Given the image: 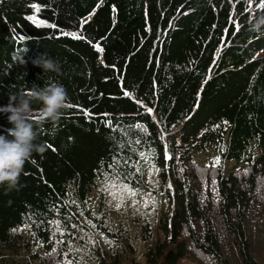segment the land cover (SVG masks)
<instances>
[{"label": "trees", "instance_id": "16d2710c", "mask_svg": "<svg viewBox=\"0 0 264 264\" xmlns=\"http://www.w3.org/2000/svg\"><path fill=\"white\" fill-rule=\"evenodd\" d=\"M246 8L235 0H0V135L13 127L3 111L11 94L58 81L70 104L57 122L32 117L36 142L47 150L33 153L16 188L0 186V264H125L123 244L112 247L120 236H134L136 247L150 241L143 264H159L161 255L176 264L188 247L231 264L215 238L219 220L211 201L203 204L180 172L214 149L228 163L254 158L264 175V31L249 28L264 10ZM34 15L43 23L29 19ZM43 56L61 71L46 73L33 63ZM31 106L41 114L39 101ZM227 178L222 208L237 207L243 216L254 203L232 170ZM107 181L121 191L117 204L113 193L105 201L99 193ZM172 186L169 240L177 245L167 250L164 219L166 238L154 258L147 227L141 233L134 219L117 227L109 217L129 189L146 197L148 207H165ZM231 228L245 244L241 227ZM107 241L111 248L103 253ZM249 250L246 243L242 256L251 260Z\"/></svg>", "mask_w": 264, "mask_h": 264}, {"label": "rangeland", "instance_id": "374dc122", "mask_svg": "<svg viewBox=\"0 0 264 264\" xmlns=\"http://www.w3.org/2000/svg\"><path fill=\"white\" fill-rule=\"evenodd\" d=\"M37 19V18H36ZM37 21H39L37 19ZM41 115V114H40ZM216 153V150H209L208 152H200L196 155L197 159L201 160V163L197 162H185V165H187L185 168H183L182 174L184 172V176L191 181L192 185L197 188L198 193H202L206 186H203L205 184V181L209 177H213L215 173L218 172V168L214 167L219 166L223 164V161L219 160V164H216L215 161H211L212 155ZM231 163H234L233 161ZM224 165V164H223ZM252 164H244L237 162L235 165H231L232 169H235L236 167L239 169L238 171H235L234 173L244 174L246 169L249 168V166ZM223 170H225L227 173L231 172V169L228 167H222ZM151 174V173H150ZM156 173L152 174L153 179H156ZM167 177L172 176L171 168L170 166L166 169ZM184 176H182V179L184 180ZM243 180L242 185H248L250 186V181ZM255 186L254 189L258 191V193L255 195V191H252L251 197L249 199V203L253 202V209L249 210L248 207L245 208V215L238 216L234 210L237 208H229L228 211H224L218 216V207L220 204H223L222 199L216 189L215 186H211V190L214 195V203L212 208L217 213V219L221 221V245H220V251L222 254L226 257V260L231 264H252L251 260L255 262V264H264V180L261 177H258L254 180ZM170 182L167 180V185H169ZM99 189V193H104V201L110 198L111 194L113 193V197L116 198V195H119L121 191L118 187H116L114 182H105L103 184H100L97 186ZM118 188V189H117ZM172 195L173 198L171 201H165L167 207L169 208L168 213L170 215L175 212V200H176V192L172 186ZM253 195H255V199L253 201ZM117 199V198H116ZM147 199L146 197H141L138 194L132 195L129 193L124 192L123 202L120 206L116 209V216L113 218V223L117 227L123 225L126 221H130L134 219L135 225L141 228V231L144 229V225L147 223L150 224L152 227L153 225V218L150 217L152 211L155 214V216H159V211L162 209L159 207L157 203H153L152 206H147ZM150 203V202H149ZM148 203V204H149ZM151 208V210H149ZM141 211V212H140ZM146 218V221H145ZM227 220H232L238 227H241L244 235L250 240L248 241V244L250 246V259L240 258L241 257V251H242V244L241 241L238 239V235L236 232H229L227 228L224 226L225 222ZM143 223V225H141ZM193 223L192 218L189 220V224ZM194 225L197 227V225L194 222ZM136 226L132 225V228L134 231L137 229ZM157 229V226L155 227ZM216 232H218V229H216ZM186 237L189 235L190 231L187 230L184 232ZM170 234H168V244H167V250L173 249L177 242L174 243L170 241ZM166 235L163 234V232L159 229L155 232L154 237V243L152 245V252L154 254V258L158 255V243H163L165 241ZM183 237L178 238V241H182ZM143 242L141 245L135 246L138 250H136L133 254L131 253L129 260L132 261L133 264H143L146 262V256L148 253V249L145 246H148L145 244L144 246ZM194 250V249H193ZM167 251V252H168ZM43 256H47L48 254H42ZM203 257H198L197 253L195 252L193 254L191 249H187V252L183 258H181L176 264H225L224 261L220 259L219 256H210L207 253H201ZM159 264H169L165 261V256L161 255L159 257ZM20 262V260H19ZM128 260L124 261L123 263L127 264ZM149 264V263H147Z\"/></svg>", "mask_w": 264, "mask_h": 264}, {"label": "clouds", "instance_id": "9594fccd", "mask_svg": "<svg viewBox=\"0 0 264 264\" xmlns=\"http://www.w3.org/2000/svg\"><path fill=\"white\" fill-rule=\"evenodd\" d=\"M249 28L251 31L256 33L264 31V13L253 17L249 23ZM23 62L24 61H22V63ZM33 63L39 67H42L46 73H59L61 71L59 62L48 56L40 57L37 60L33 61ZM33 101H39L42 104L43 107L40 109V111L42 113L43 119L50 120L52 122L59 121L63 114L62 110L70 106L67 90L64 85L58 81H49L46 82L45 86L42 88L33 86L27 91H21L19 93L10 95L9 104L3 109V111L10 113L9 122L13 125V127L8 129V136L0 135V186L6 185L9 190L17 187L19 178L24 169V165L32 158L33 153L35 152L43 154L47 150L46 143L36 142L38 140L39 133L36 130L37 124L35 121H33L31 116V113L33 112L31 106ZM9 136L11 138H9ZM255 163L256 160H254V158L251 162H246V164L252 165H250L249 168L246 169L244 174L242 173L240 175L238 173H234L235 171L239 170L237 167L235 169H232L231 167V165H235L236 162L226 163V167L232 170L233 176L241 185L243 180H247V182L248 180L250 181V186L242 185V188L247 190L249 198L251 197L252 191H255V195L258 193V191L254 189V180L258 177H261L264 180L263 173L256 170ZM228 175L229 173H227L225 170H223L222 167H220L218 168V172L215 173L213 177H209L205 181V184H203V186H206V188L199 195V199L201 200V202L204 200L202 202L203 204H206L207 201L210 200L213 206L214 195L209 186H215L221 199H224V196L222 194L221 180L223 178L224 181L228 180V178L226 179ZM222 206L223 204H220L218 208H222ZM174 210L176 211V209ZM222 212H224L223 208L218 213V216ZM234 212L238 216H241L239 209H235ZM174 214L175 212L170 215V213H168V210L165 212L163 211V218L161 215L158 220V224L160 222L161 227L157 225V229L161 230L163 220L167 219L169 233H171L170 238L174 234L172 226ZM231 224L232 226L236 225L232 220H227L224 226L229 232L234 233L235 229L231 228ZM218 227L221 228V221H219ZM187 230L190 231L189 222L184 223V226L181 230V236H183L184 238L186 237L184 232ZM221 230H218V232L215 231L214 233L219 247L221 245ZM245 239L246 243H248V241L250 240V238L248 239L247 237ZM245 244H242L240 257L241 259L243 258L242 255ZM188 249L190 248L188 247ZM125 259L129 261V255H126Z\"/></svg>", "mask_w": 264, "mask_h": 264}, {"label": "snow or ice", "instance_id": "6c2138e0", "mask_svg": "<svg viewBox=\"0 0 264 264\" xmlns=\"http://www.w3.org/2000/svg\"><path fill=\"white\" fill-rule=\"evenodd\" d=\"M33 8L36 10V12H39V11H40V8H39L38 5H33ZM260 8H261L262 10H264V4H261V5H260ZM29 19H31V20H33V22H36V23H39V24H42V23H43L42 21H37V19H36L35 16H31V17H29ZM49 26H50V27H55V25H49ZM62 35H71L74 39H81V38H82L81 36L77 35L76 33H62ZM20 38H21V40H23V37H22V36H21ZM95 47H96V49H97L98 51H101V52L103 51V49L100 48L99 45H95ZM148 111L151 112L152 110H151V109H148ZM86 114H87V113H86ZM215 163H216V164H219V158H216ZM128 191H129L132 195H135V192L132 191L131 189H129Z\"/></svg>", "mask_w": 264, "mask_h": 264}, {"label": "water", "instance_id": "95a60500", "mask_svg": "<svg viewBox=\"0 0 264 264\" xmlns=\"http://www.w3.org/2000/svg\"><path fill=\"white\" fill-rule=\"evenodd\" d=\"M41 114H42V113H41ZM31 116H32V117H33V116H36V114H34V112H32V113H31Z\"/></svg>", "mask_w": 264, "mask_h": 264}]
</instances>
